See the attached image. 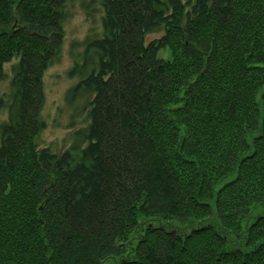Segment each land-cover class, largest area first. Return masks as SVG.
<instances>
[{
    "label": "trees",
    "instance_id": "trees-1",
    "mask_svg": "<svg viewBox=\"0 0 264 264\" xmlns=\"http://www.w3.org/2000/svg\"><path fill=\"white\" fill-rule=\"evenodd\" d=\"M69 1L0 0V264H264V0H103L61 153L40 116Z\"/></svg>",
    "mask_w": 264,
    "mask_h": 264
},
{
    "label": "rangeland",
    "instance_id": "rangeland-1",
    "mask_svg": "<svg viewBox=\"0 0 264 264\" xmlns=\"http://www.w3.org/2000/svg\"><path fill=\"white\" fill-rule=\"evenodd\" d=\"M103 0H70L67 6V18L62 47L58 55L43 72L44 103L40 118L43 131L39 141L51 145L55 151L66 152L75 142L78 131L86 129L90 109V97L81 91L74 92L78 84L85 78L80 68L90 59L88 48L96 38H100L103 29L102 21L105 8ZM160 35L157 36V38ZM155 36L149 37V42ZM159 59L171 60L168 50L158 55ZM18 60L5 65L0 77V147L1 127L9 121L10 96L13 93L12 81L15 79L14 66ZM4 100V103H3ZM3 103V104H2Z\"/></svg>",
    "mask_w": 264,
    "mask_h": 264
}]
</instances>
